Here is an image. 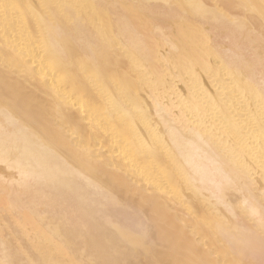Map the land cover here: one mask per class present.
Masks as SVG:
<instances>
[{
  "label": "bare ground",
  "instance_id": "bare-ground-1",
  "mask_svg": "<svg viewBox=\"0 0 264 264\" xmlns=\"http://www.w3.org/2000/svg\"><path fill=\"white\" fill-rule=\"evenodd\" d=\"M0 264H264V0H0Z\"/></svg>",
  "mask_w": 264,
  "mask_h": 264
},
{
  "label": "rangeland",
  "instance_id": "rangeland-1",
  "mask_svg": "<svg viewBox=\"0 0 264 264\" xmlns=\"http://www.w3.org/2000/svg\"><path fill=\"white\" fill-rule=\"evenodd\" d=\"M196 31L194 30V32L192 31V33H195ZM41 126V124H39L37 127L39 128ZM164 237H166L165 235L163 236V240H164ZM160 246H161V242L160 243H158ZM159 245H157V246H159Z\"/></svg>",
  "mask_w": 264,
  "mask_h": 264
}]
</instances>
